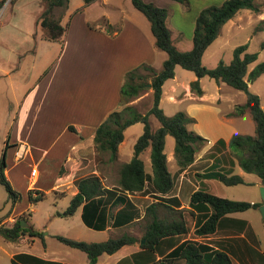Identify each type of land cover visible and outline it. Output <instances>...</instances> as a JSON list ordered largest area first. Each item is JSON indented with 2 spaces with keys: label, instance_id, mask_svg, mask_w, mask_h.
<instances>
[{
  "label": "crops",
  "instance_id": "0c3cea01",
  "mask_svg": "<svg viewBox=\"0 0 264 264\" xmlns=\"http://www.w3.org/2000/svg\"><path fill=\"white\" fill-rule=\"evenodd\" d=\"M145 1L159 7L166 5L161 4L159 0ZM13 2L14 8L8 11ZM96 2L106 9L114 8L118 12L116 20H111L105 11L94 18L95 22L101 20V23L92 24V19L87 13L90 6ZM120 3L112 0H93L86 5L78 4L80 6H76V12L67 11L73 18L68 22L61 39L49 41L43 37L38 22L43 10L41 0H17V3L16 0H0V130L1 133L7 130L5 148L13 151L12 156L6 159L7 179L12 181L11 170L18 171L27 177V192L41 191L44 193L43 198L47 193H52L54 207L63 197L67 198L69 204L78 190L75 181L79 178L97 176L103 189L95 198V203H92L94 200H88L86 210L80 205L70 216L64 217L62 211L55 219L52 218V209H47L41 224L31 221L30 212L35 213V208L13 207L12 215L4 222L27 212L28 224L41 231L43 238L28 235L20 237L12 243H22L27 248L13 252L11 258L16 253L24 252L44 260L74 264L72 261H77L78 257L73 251L64 250L58 245L50 247L47 241L51 238L57 240L55 235L78 240V232H84L85 237L80 239L89 242L103 241L122 234H129L138 239L137 242L124 245L111 254L102 253L98 256L96 264H137L135 261H140L135 259L133 254L141 249L140 229L146 223L145 209L156 201L155 193L148 189V183L139 192L128 193L120 190L117 182L118 170L114 180V172L111 173L109 168L111 164L120 165L128 161L133 153L132 148L130 154L123 153L126 158L121 157L126 144V128L114 162L109 161L105 152L101 153L100 161L96 159L94 135L96 128L111 112L122 109L119 90L125 74L136 65H150L159 70L166 55L155 46L149 22L146 23L147 21L139 17L134 7L125 8ZM167 5L164 7L167 10L166 26L172 21L175 13L185 17L187 11L191 10V5L187 2L185 6L180 7H173L169 3ZM207 6L209 5L198 6L191 11V15L189 14L191 22L187 34L188 41L192 40L197 14ZM25 8L28 11L22 13ZM16 9L21 10L22 14H16ZM56 12H59L61 24L64 25L62 21L66 14L59 8L54 10V13ZM234 17L228 20L231 22V28L239 23V19L234 20ZM78 33H82L83 37ZM182 34L183 31L179 28L178 35ZM170 35L172 39L171 30ZM144 40L147 41L152 55L146 62L141 55ZM97 44L104 45V48H99ZM112 44H117V47L112 49L107 46ZM156 61L161 66H157ZM175 69L174 76L170 79L173 83H169L166 88L165 82L162 85L159 106L162 102L180 106L176 112L183 111L193 119L188 129L206 141L195 153L193 162L183 169L178 168L173 151L166 153L164 150L172 186L162 195L168 199L165 203L168 206L158 205L156 214L169 222L181 221L186 232L161 239L156 245V259L162 258L184 240L206 243L214 249L226 244L225 247H231L233 250L244 249L246 243H249L252 248L263 253L264 237H259L257 226L262 224L260 231L264 235V221L259 212L262 200L258 190L259 186L264 184L256 175L251 177L249 174L252 173L243 171L228 149L229 139L234 133L244 134L239 130L238 122L246 116L249 119V113L246 111L238 116L233 115L235 105L243 103H239L235 96L230 99L223 97L218 92L221 90L220 85L215 87L217 92L208 93L202 78L199 79L202 93L196 94L191 91L189 85L196 79L195 74L186 80H180L176 79ZM141 97L133 98L127 105H134ZM225 104L226 108H221V105ZM21 145L24 146L23 156L16 158V150ZM140 158L145 173H150L149 148ZM34 168L36 171L32 173ZM219 174L239 175L244 184L252 185L258 191L257 194L247 195L245 198L248 202L259 203L257 207L229 213L226 217L244 220L258 239L259 248L253 246L249 236H244L243 232L235 234L241 225L234 220L222 219L220 228L211 234L202 236L194 233L202 212L190 206V197L193 192L202 190L227 198L228 186L217 178ZM83 214L98 227L87 226L82 219ZM125 217L132 219L122 221ZM61 218L66 221L57 223L56 220ZM38 243L39 248L36 247ZM85 261L89 264L88 258ZM175 261L176 264H182L181 260ZM231 264L241 263L232 257Z\"/></svg>",
  "mask_w": 264,
  "mask_h": 264
},
{
  "label": "trees",
  "instance_id": "16d2710c",
  "mask_svg": "<svg viewBox=\"0 0 264 264\" xmlns=\"http://www.w3.org/2000/svg\"><path fill=\"white\" fill-rule=\"evenodd\" d=\"M69 0H41L43 10L39 15L38 22L43 31V37L49 41L60 40L64 35L66 26L61 24L60 16L56 17V8L65 9ZM93 0H84L88 4ZM133 7L141 12L148 20L151 33L155 40V46L166 53V58L162 62L159 70L150 65H143L142 69L131 70L125 74V79L120 87V102L123 105L121 110L111 112L105 120L96 128L94 135L96 159L101 160V153H108V159H117V149L123 140V131L135 122L143 124V132L137 137L133 145L131 158L120 164L118 169V186L120 190L128 193L142 191L148 183V189L155 193L156 201L145 209V225L140 250L133 254V257L140 259L137 264H176L181 260L182 264H231L232 257H235L241 264H264V252L259 253L249 243L245 248L233 250L225 245L214 249L212 246L195 240H184L174 249L169 251L160 259H156V245L164 237L179 235L186 232V228L181 221L171 222L160 218L156 214L158 205H166L167 198L162 197L172 186V178L167 168V159L164 152L166 135L174 138L173 156L179 169L190 165L195 157V153L205 144L206 139L188 129V125L193 122L185 112L178 111L171 116H166L159 106L162 93V85L167 79L173 78L174 69L180 66L192 71L196 79L190 82L191 91L201 94L199 79L209 77L217 82L243 91L245 101L234 107L233 115H241L248 112L254 123V134L234 133L228 142L230 155L235 159L241 169L247 173L256 175L264 184V111L261 100L255 93L249 91L248 80H252L264 73V61L254 66L247 74V66L257 58V53L247 52V44L239 45L233 49L232 59L228 64L220 61L213 68H208L202 64V56L205 49L215 40L221 27L239 10L248 9L258 11V6L253 0H224L217 5H209L202 8L197 14L192 33L193 46L188 51L178 50L171 39L170 30L166 26L167 10L145 0H131ZM246 75L247 78L246 79ZM150 84L152 104L144 113L135 112L130 116H124V111L132 109L127 105L133 98L139 96L145 89L146 84ZM153 116L158 126L153 130L150 126L149 117ZM149 148L150 173H145L143 161L140 155ZM5 149L0 155V184L8 194V198L15 203L20 194L13 189L11 183L5 175L6 169ZM217 178L227 186L244 184V180L239 175L219 174ZM77 192L71 198L68 206L62 215L70 216L76 208L83 205L86 210L88 200H94L103 189L99 178L91 175L79 178L75 181ZM33 192L35 195L33 196ZM28 201L35 203L43 199L44 193L41 191L28 190ZM259 203L248 201L231 200L210 192L197 190L190 197V206L201 211V220L196 224L194 233L196 235H207L220 228V221L234 220L241 225L238 233L243 232L244 236H249L253 246L258 245L251 227L244 220L227 218L226 215L233 212H240L249 208H255ZM7 217H0V236L5 241L14 242L20 237L28 235L30 237L43 238V233L33 228L31 224L22 226L24 217L17 218L13 223H5ZM84 223L89 227H98L93 224L86 214L82 215ZM132 217H125L122 221H129ZM63 244L83 251L89 264H96L97 258L102 253L111 254L124 245H130L138 239L129 234H122L116 237H109L103 241H84L71 239L62 235L54 236ZM243 240V239H241ZM229 241V240H226ZM218 241H216L217 243ZM260 257V258H259ZM13 264H66L58 261H49L35 255L20 252L12 256Z\"/></svg>",
  "mask_w": 264,
  "mask_h": 264
},
{
  "label": "rangeland",
  "instance_id": "374dc122",
  "mask_svg": "<svg viewBox=\"0 0 264 264\" xmlns=\"http://www.w3.org/2000/svg\"><path fill=\"white\" fill-rule=\"evenodd\" d=\"M112 1L113 2L117 1L118 3L121 2L120 5L122 7L134 9L130 0H112ZM182 1L183 2H180L178 0H159L161 4H166L163 7L168 6L167 5L168 3L173 5V7L174 6L175 7L185 6L186 2L188 4L190 3L191 10L187 11L188 13L185 15V17H181L179 13H175V15L171 19L172 21H169L167 23L168 28L172 31V40H173L174 46L180 51H188L193 46L192 40L188 41V38H187V34L189 33V27H190L189 23L191 22V17H190L191 11L195 10V8H198V6L203 7L206 5H217L223 2L224 0H218V1L217 0H182ZM253 1L258 6V11L254 12L248 9L241 10L234 17V20L237 18L239 19V23L237 25L231 28L229 26L231 22L228 21L225 24V26L221 28L215 40L205 49L203 53L202 64L204 66L208 68H213L220 61L224 62L225 64H228L232 59L233 49L243 44H247V49H246L247 52L257 53L256 60L249 63L247 66V74L254 66L264 61V0H253ZM16 3H17V0H16ZM68 3H69L68 8L63 9V13L66 14V16L64 17L62 23L65 26H67L68 22H70V20L73 18V15H68L67 11L76 12V9H75L76 6H80L78 4L86 5L84 3V0H69ZM13 4L14 2L11 4V6H9L8 11L14 8ZM15 11H16V14H22V13H25V11H28V9L25 8L23 12L18 9H16ZM105 11L108 12L111 20H114V21L116 20L118 16L117 15L118 12L114 10V8L109 7L108 9H106L99 2H96L90 6V8L88 9V13H87L89 14V18L92 19V24L96 25L97 23H101V20H98L97 22H95L96 20H94V18L98 17V14H101ZM135 11L139 15V17H141L142 19H144V21H147L146 23H148V20L145 18V16L141 12H139L138 10H135ZM54 14L56 17H58L59 12L58 13L56 12ZM90 26H93V25H90ZM179 28H181V30L183 31L182 35H178ZM78 34L81 35V37H83L82 33H78ZM116 45L117 44H112V45H107V46L108 47L111 46V48L113 49L117 47ZM97 46L101 49L104 48V45L102 44H97ZM142 49L143 51L141 52V55L144 57L145 62L146 60L149 61L152 55L149 51L146 40H144ZM161 53L166 55L165 52H161ZM155 64H157V66H161L158 61H156ZM135 69L141 72H145L142 69V66L140 65L134 66L131 70H135ZM175 73L177 75L176 79H180V80L182 79L186 80L194 76V73L192 71L186 70L180 66H176ZM170 79H167L165 81L164 88H166L169 83H173V80H170ZM246 79H248L247 75H246ZM247 82H248L249 91L259 96L261 100V104L263 106L262 109H264V73L252 80H248ZM202 83L205 84V87L208 93L217 92L215 90V87L216 85H220L221 87L220 89L223 91L220 90L218 92L221 93L223 97L230 99L233 96H235L236 100L239 103H244L245 101V94L243 91H238L222 82H217L213 78H209L207 76L202 77ZM139 96H142V97L134 105L131 106L132 109L124 111L123 115L125 117L130 116L135 112L144 113L149 109V107L152 104V95H151V89H150V86H148V83L146 84L145 89L141 92ZM226 106H227L226 104L221 105V108L224 109L226 108ZM179 107L180 106H178L177 104H167L165 102H162L160 105V108L162 109L163 113L166 116L173 115ZM247 115L249 119L246 116V118H243V120H240L238 122L239 130L244 132V134L253 135L254 134V123H253V120L250 118V115L249 114ZM149 119H150L151 128L152 129L156 128L158 126L157 120L153 116H150ZM142 132H143V124L141 122H135L129 125L128 127H126V130L124 132L126 144L121 152L122 158H126V156H124L123 153L128 155L132 152L133 145L137 137ZM6 134H7V130L3 131L2 133L0 130V155L2 154L3 150L6 149L5 148V141L7 138ZM173 147H174L173 136L166 135L165 143H164L165 152L167 153L169 151H173ZM7 150L8 149H6V151ZM12 152H13L12 150L11 151L8 150V153L6 154V159H8V156L9 157L12 156ZM118 166L120 165L115 163V164H111V166L109 167L111 170V173L114 172L113 173L115 177L114 180L117 177V174L115 172H117V170L119 169ZM147 166L148 164L146 163V168ZM249 175L251 177H256L254 174H249ZM10 177L12 181H9V182L11 183V186L13 187V189L16 190L20 194V198L15 203H12V201L8 198V194L5 191L4 187L0 184V217L1 218L11 216L13 207H16L17 209H21L25 206H28V207H32L36 209L35 213L30 212V215L32 216L31 221H35L38 224H41L43 222L42 220L45 219L44 216H45V212L47 209L51 208L52 218L57 219L58 214L64 211L66 206L68 205L67 198L63 197L62 199L57 201V205L54 207L53 204L55 202H54L52 193H47L42 200L37 201L33 204H30L27 198V189H26V184L28 182L27 177L23 176L21 173H19L16 170H11ZM227 190H228V197H227L228 199L239 200V201H246L245 198H247V195L258 193V191L256 190L254 186L246 185V184L228 186ZM27 215H28L27 212H23L13 217V220H10L11 222L7 221L5 223L7 224L13 223L14 220L20 217H24L27 220ZM56 221L57 223L61 224V223H64L66 220L65 218H61ZM26 223L28 225L29 221L27 220ZM261 226L262 224H259L257 226V230H258L259 237L263 238L264 235L260 231ZM143 228H144V225H143ZM143 228L140 229V235L143 233ZM77 236H79L78 240H85V239H80L82 236L85 237L84 232H78ZM47 244L50 247L58 245L64 250L73 251V253H75L78 258H77V261H72V262H74V264H86L85 260L87 259V256L83 251L74 249V248L73 249L69 248L67 245L60 243L53 238L49 239L47 241ZM257 246L259 248V243ZM36 247L39 248L40 243H38ZM26 248L27 247H25V245L22 243L15 244L12 242H8L2 239L0 236V264H13L11 261V254L13 252H16L17 250H26Z\"/></svg>",
  "mask_w": 264,
  "mask_h": 264
},
{
  "label": "water",
  "instance_id": "95a60500",
  "mask_svg": "<svg viewBox=\"0 0 264 264\" xmlns=\"http://www.w3.org/2000/svg\"><path fill=\"white\" fill-rule=\"evenodd\" d=\"M148 86H150L149 83H148ZM263 111H264V109H263ZM258 190H259V194H260V197H261V200H262V203L259 206V212H260L261 218L264 221V185H260L259 188H258ZM21 222H22V226L23 227H25L27 225V223L24 220H22ZM144 240L145 239H142L141 240V243H143Z\"/></svg>",
  "mask_w": 264,
  "mask_h": 264
},
{
  "label": "built area",
  "instance_id": "2783aa9c",
  "mask_svg": "<svg viewBox=\"0 0 264 264\" xmlns=\"http://www.w3.org/2000/svg\"><path fill=\"white\" fill-rule=\"evenodd\" d=\"M23 153H24V146L23 145H21V146H19L18 147V149L16 150V158H21L22 156H23ZM35 168L34 169H32V173H35Z\"/></svg>",
  "mask_w": 264,
  "mask_h": 264
}]
</instances>
